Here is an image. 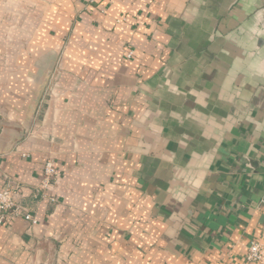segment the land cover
Wrapping results in <instances>:
<instances>
[{
    "label": "crops",
    "instance_id": "1",
    "mask_svg": "<svg viewBox=\"0 0 264 264\" xmlns=\"http://www.w3.org/2000/svg\"><path fill=\"white\" fill-rule=\"evenodd\" d=\"M7 181L0 264H257L264 0H0Z\"/></svg>",
    "mask_w": 264,
    "mask_h": 264
},
{
    "label": "built area",
    "instance_id": "2",
    "mask_svg": "<svg viewBox=\"0 0 264 264\" xmlns=\"http://www.w3.org/2000/svg\"><path fill=\"white\" fill-rule=\"evenodd\" d=\"M57 174L58 168L54 162L46 161L43 167L41 188L45 189L54 182ZM21 189L22 186L19 183L7 181L0 190V224H9L16 218H22L30 225L37 223L30 208L20 200ZM245 259L252 263L264 264V237L251 239L248 242Z\"/></svg>",
    "mask_w": 264,
    "mask_h": 264
},
{
    "label": "water",
    "instance_id": "3",
    "mask_svg": "<svg viewBox=\"0 0 264 264\" xmlns=\"http://www.w3.org/2000/svg\"><path fill=\"white\" fill-rule=\"evenodd\" d=\"M51 70H52V68L50 67V68H49V71H48L47 78L50 76V74H51Z\"/></svg>",
    "mask_w": 264,
    "mask_h": 264
}]
</instances>
